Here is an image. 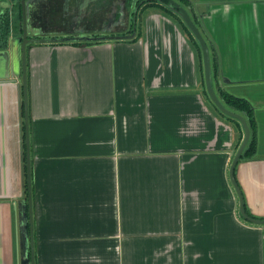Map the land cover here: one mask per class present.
Instances as JSON below:
<instances>
[{
    "label": "crops",
    "instance_id": "crops-1",
    "mask_svg": "<svg viewBox=\"0 0 264 264\" xmlns=\"http://www.w3.org/2000/svg\"><path fill=\"white\" fill-rule=\"evenodd\" d=\"M190 1L217 96L253 109L234 178L264 219V0ZM152 12L130 40L26 49L34 264H264V225L240 216L229 179L242 127L205 93L182 25ZM14 65L0 81V264L20 263L28 231Z\"/></svg>",
    "mask_w": 264,
    "mask_h": 264
},
{
    "label": "flooded vegetation",
    "instance_id": "flooded-vegetation-1",
    "mask_svg": "<svg viewBox=\"0 0 264 264\" xmlns=\"http://www.w3.org/2000/svg\"><path fill=\"white\" fill-rule=\"evenodd\" d=\"M167 4V0H0V52L11 48L19 58L23 12L28 37L118 36L133 30L136 34L144 15L171 11Z\"/></svg>",
    "mask_w": 264,
    "mask_h": 264
},
{
    "label": "water",
    "instance_id": "water-1",
    "mask_svg": "<svg viewBox=\"0 0 264 264\" xmlns=\"http://www.w3.org/2000/svg\"><path fill=\"white\" fill-rule=\"evenodd\" d=\"M167 7L174 12L185 24L187 29L190 31L195 41L200 47L202 54V65H203V77L204 86L207 96L214 106L224 115L231 117L239 122L243 130V139L232 159L229 168V179L235 190L238 198V210L240 216L247 222L253 225H264V219L255 218L246 213L244 208L243 196L234 178V169L239 160L241 159L242 152L246 147L250 138V126L247 119L232 110L226 108L222 101L217 96L213 88V77L212 69L209 57V49L204 39L200 26L198 27L196 23H200L201 16L198 15L196 7L190 5L179 4L175 0H167ZM23 40L20 47L19 58L16 59V64L19 67V75L17 79L19 80L21 95H22V107H23V126H24V146H25V167H26V201L23 204L22 211L18 212L20 220L26 223L28 227L25 230L19 240V251H20V263L19 264H34L33 258V240H32V209H31V178H30V153H29V133H28V114H27V80H26V46L34 43H68V42H99V41H111V40H130L135 37V30L130 35H103V36H79V37H56V38H46V37H28L25 31V14L23 12ZM14 52L11 48L0 52V81L11 80L14 76ZM21 228V227H20ZM21 230V229H19ZM28 234V236H27Z\"/></svg>",
    "mask_w": 264,
    "mask_h": 264
},
{
    "label": "trees",
    "instance_id": "trees-1",
    "mask_svg": "<svg viewBox=\"0 0 264 264\" xmlns=\"http://www.w3.org/2000/svg\"><path fill=\"white\" fill-rule=\"evenodd\" d=\"M182 4L184 5H189V2L187 0H180ZM176 15V14H175ZM177 16V15H176ZM179 18V17H178ZM179 23L182 25L183 29L186 31V33L189 35V37L191 38L192 42L197 46V48L200 50L199 45L197 44V42L195 41L194 37L192 36V34L190 33V31L187 29V27L185 26V24H183L182 20L179 18L178 19ZM77 43V42H74ZM206 93V91H205ZM207 94V93H206ZM221 100V99H220ZM223 105L228 108L229 110H232L234 112L237 113H241L243 116L249 118V121H252V107L251 105L244 99L242 98H238V97H234L232 95H226V97H223V100H221ZM212 103V102H211ZM213 104V103H212ZM214 106V104H213ZM215 107V106H214ZM216 108V107H215ZM217 109V108H216ZM218 110V109H217ZM219 111V110H218ZM220 112V111H219ZM221 113V112H220ZM222 114V113H221ZM224 115V114H223ZM226 116V115H224ZM227 118L236 121L238 124L239 122L231 117L226 116ZM23 147H24V143H23ZM254 144L251 142V140L249 141L247 147L245 148L241 158H249L250 154L254 151ZM23 175H24V186H25V193H26V167H25V163H23ZM246 211V209H245ZM247 214H249L246 211ZM250 215V214H249ZM251 216V215H250Z\"/></svg>",
    "mask_w": 264,
    "mask_h": 264
},
{
    "label": "rangeland",
    "instance_id": "rangeland-1",
    "mask_svg": "<svg viewBox=\"0 0 264 264\" xmlns=\"http://www.w3.org/2000/svg\"><path fill=\"white\" fill-rule=\"evenodd\" d=\"M151 13H153L152 12V10L150 11ZM163 13H165L166 15H168L169 17H171L172 19H174L176 22L178 21V16H176L175 15V13H173V12H171V11H167V12H163ZM179 22V21H178ZM184 24V23H183ZM181 25V24H180ZM15 54V56H17V54H16V52L14 53ZM16 58H18V56L16 57ZM212 77H213V84H215L214 82H215V77H214V74L212 73ZM228 93H226V92H224V91H221V93H220V99L221 100H223V97H226V95H227ZM228 95H230V94H228Z\"/></svg>",
    "mask_w": 264,
    "mask_h": 264
}]
</instances>
